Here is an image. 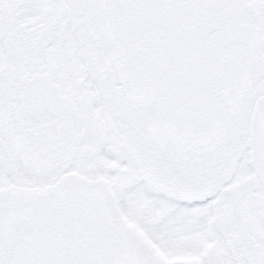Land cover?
Masks as SVG:
<instances>
[{
  "label": "snow or ice",
  "instance_id": "snow-or-ice-1",
  "mask_svg": "<svg viewBox=\"0 0 264 264\" xmlns=\"http://www.w3.org/2000/svg\"><path fill=\"white\" fill-rule=\"evenodd\" d=\"M0 264H264V0H0Z\"/></svg>",
  "mask_w": 264,
  "mask_h": 264
}]
</instances>
